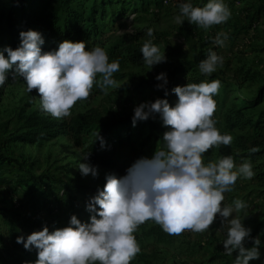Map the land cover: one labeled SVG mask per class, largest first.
<instances>
[{"label": "clouds", "instance_id": "clouds-1", "mask_svg": "<svg viewBox=\"0 0 264 264\" xmlns=\"http://www.w3.org/2000/svg\"><path fill=\"white\" fill-rule=\"evenodd\" d=\"M178 24L185 18L189 23L208 30L227 22L231 11L224 0H207L203 7H194L191 0L179 3ZM154 30L147 29L148 37ZM20 44L14 50L10 46L0 49V86L9 77L22 78L28 92L37 93L41 110L56 119L71 115L78 101L86 100L94 84L107 93L117 81L114 73L120 71L119 60L109 62L107 52L101 47L85 50L84 41L59 43L54 51H42L43 36L35 30L21 31ZM226 33H218L213 40L223 47ZM142 61L150 69L166 61L164 51L147 40L140 49ZM5 53L7 55H5ZM224 59L209 50L200 61L199 70L211 75L222 67ZM99 77V80L97 79ZM155 79L161 81L158 89H165L168 81L165 73ZM219 80L187 83L171 89L178 98L174 106L167 99L141 102L133 108L132 126L159 115L163 133V147L154 151L151 158L137 159L122 177L105 176L103 189H97L86 204L91 213L89 222H81L75 215L68 226L49 231L42 230L17 236L25 250L35 249L34 264H130L141 252L134 235L146 221H153L170 235L184 231L204 233L219 218L227 225L223 248L227 255L236 253L234 264H250L261 257L259 237H251V229L244 226L239 213L247 204L236 199L224 205V193L231 192L238 178L251 179L255 173L250 161L239 166L231 155L216 162L204 163V154L212 148L232 143L230 134H221L213 118L216 109L214 96L220 88ZM165 96L168 92L165 90ZM101 147L105 141L99 132L95 134ZM94 141V142H95ZM257 148L250 151L255 152ZM90 153L83 160L87 161ZM82 176L97 177L96 166L79 163ZM251 240L252 247H245Z\"/></svg>", "mask_w": 264, "mask_h": 264}, {"label": "trees", "instance_id": "trees-1", "mask_svg": "<svg viewBox=\"0 0 264 264\" xmlns=\"http://www.w3.org/2000/svg\"><path fill=\"white\" fill-rule=\"evenodd\" d=\"M134 1L139 4L137 9H149V6L159 9L169 0ZM4 2L0 4V49L10 46L15 50L20 44L19 33L35 30L42 34L45 41L41 46L43 52L56 50L59 43L66 40L84 41L85 50H92L95 47L103 48L108 54L109 62L119 60L120 68L143 62L140 49L149 40L144 37V34L122 35L113 39L108 35V31H104L107 9L115 4L123 5L122 0H4ZM191 2L194 7H203L207 0ZM235 2L241 6L237 15V32L231 35L226 33L228 37H234L233 41H236L240 34L254 29L264 15V0H229L226 5L231 8ZM131 6H135L134 2ZM209 43V40L198 42L194 47L195 53L192 60H178L172 64L171 78L165 89H162L159 98L167 99L169 105L173 106L178 98L172 93V88L184 86L187 83L211 82L216 77L213 74L205 76L199 70L200 61L209 53L210 49H206ZM168 55L174 56L175 53ZM245 76V80L252 81L257 75L253 73ZM241 78L243 77L234 79V86L237 89L241 88ZM97 79L99 80V77ZM15 84H23L27 87L22 78L12 80L11 77L0 87ZM151 86L153 85L149 82L140 81L135 84L134 90L137 92ZM165 90L168 92L167 96L164 94ZM101 93L99 86L94 84L86 100ZM132 95V92L125 95V99L129 100ZM263 98L264 85L258 89L254 99L245 101L240 109L227 113L225 117L227 128L241 130L247 125H252L257 132L263 131L264 109L257 116L256 121L251 118L245 119L244 113L258 106ZM81 102L83 101H78L75 105ZM132 116L104 120L102 114L96 109H88L69 120L57 121L32 111L24 118L21 127L25 130L23 133H5L0 140V264H34L37 258L35 249L25 250L22 243H16L17 236H23L26 239L27 235L42 230L44 226H47L50 232L66 227L72 215L81 222H89L92 214L86 210V204L96 194V192L91 194L88 187L84 185L62 183L49 174L35 175L32 165L29 164V157L16 155L10 149V144L35 145L64 137L79 148L83 156L90 153L87 162L111 169L122 177L136 160L114 159L115 149L128 148L134 156H139L142 149L161 141V134L164 131L159 115L147 121H138L135 127L131 123ZM97 132L104 138V147H101L99 140L95 141ZM240 146L244 150L240 155H236L237 158L233 156L235 164L238 163L237 159L248 160L251 163L264 160L263 142L255 139L249 143V147L246 144ZM252 148L258 150L252 152L250 151ZM253 171L255 175L252 180L263 188L261 190H264V168L257 166ZM261 194L264 195V193ZM150 221L140 225L135 232L138 243V233L159 242L172 239V235L165 233L160 226H149ZM257 236H260L261 249L264 244V221L257 224L251 231V237ZM206 241L216 249H221L213 237L208 236ZM252 246L251 240L245 244V247ZM213 258L218 259V255ZM130 264L153 263L139 253Z\"/></svg>", "mask_w": 264, "mask_h": 264}, {"label": "rangeland", "instance_id": "rangeland-1", "mask_svg": "<svg viewBox=\"0 0 264 264\" xmlns=\"http://www.w3.org/2000/svg\"><path fill=\"white\" fill-rule=\"evenodd\" d=\"M122 1L123 5L115 4L107 9L108 15H106L104 31H108V35L113 39L122 35L144 34V37L151 39L161 51H164L166 61L154 65L151 69L143 62L120 68V71L114 73V79L117 81L116 87L109 88L107 93L102 91L98 96L74 105L71 115L59 120L41 110L40 99L35 90L28 92L27 87L23 84L0 87V140L5 133H23L25 130L21 127L24 118L32 111H37L40 115L49 116L50 119L57 121L69 120L88 109H96L102 114L104 120L133 115L134 106L141 102L154 101L160 97L162 89H158L156 85L161 81L155 79L159 73H165L167 81H169L172 64L178 60H192L195 45L198 42L209 40L210 43L206 49L216 52L224 59L223 66L218 67L212 73L216 76L213 80H219L221 85L214 96L216 109L213 118L216 120V127L220 133L230 134L233 140L230 145L209 149L204 154V163L216 162L225 155L237 158L236 155H240L244 150L240 145L246 144L249 147V143L255 139L264 143V130L257 132L252 125H247L241 130L228 129L225 119L227 113L234 109H240L245 101L254 99L258 89L264 85V15L254 29L240 34L236 41H233L234 37H228L224 46L220 47L213 43L218 33L223 32L231 35L237 32V15L241 7L237 2L229 8L231 17L227 22L204 30L195 23H189L186 18L183 24L176 23L175 17L180 14L178 5L182 0H169L159 9L154 6H149V9H137L139 4L136 1ZM228 1L225 0L224 3L228 4ZM133 2L135 6H131ZM1 3H5L4 0H0ZM148 28L154 30L153 37H148ZM169 53H175V55L169 56ZM253 73L257 75L254 80H245V75ZM237 77L238 79L243 77L240 80V89L234 86V79ZM140 81L149 82L153 86L135 92L134 86ZM131 92L133 95L129 100H126L125 95ZM263 109L264 98L254 109L244 111L245 119L251 118L256 121ZM162 127L164 128L161 134L163 136V133L168 129ZM163 144V140L150 144L139 152V156H134V153L128 148H116L114 159L127 161L137 160L141 157L151 158L154 151L160 150ZM10 149L16 155L29 157V164L32 165L35 175L45 173L62 183L84 185L88 187L91 194L97 192L98 188H103L107 174L111 173L119 177L115 171L97 165H94L98 169L97 177L94 178L91 174L82 176L78 165L87 161L83 160L82 151L64 137L35 145L11 143ZM237 161L236 165L239 166L245 160L237 159ZM251 164L253 169H256L257 166L264 168L262 159ZM252 179L254 178H238L233 190L224 193L225 199L222 202L224 205H231L236 199L244 201L247 208L239 213L234 212L233 215H239L244 226L250 228L251 231L257 224L264 221V195L261 194L264 193V190H261L263 188L259 187ZM15 203L17 204L16 201ZM149 226L159 225L150 221ZM227 227L226 224L221 225L217 218L210 226L209 232L193 233L186 230L181 234L172 235L171 240L164 242L138 233L140 253L151 260L153 264H234L236 253L227 255L223 248ZM205 236L207 237L205 238ZM208 236L216 239L221 249H216L207 241L205 242ZM260 252V259L251 261L250 264H264V244ZM215 255H218V259L213 258Z\"/></svg>", "mask_w": 264, "mask_h": 264}, {"label": "built area", "instance_id": "built-area-1", "mask_svg": "<svg viewBox=\"0 0 264 264\" xmlns=\"http://www.w3.org/2000/svg\"><path fill=\"white\" fill-rule=\"evenodd\" d=\"M164 3H166V2H164Z\"/></svg>", "mask_w": 264, "mask_h": 264}, {"label": "crops", "instance_id": "crops-1", "mask_svg": "<svg viewBox=\"0 0 264 264\" xmlns=\"http://www.w3.org/2000/svg\"><path fill=\"white\" fill-rule=\"evenodd\" d=\"M259 239H260V237H259Z\"/></svg>", "mask_w": 264, "mask_h": 264}]
</instances>
